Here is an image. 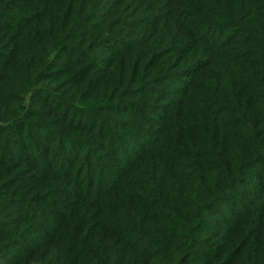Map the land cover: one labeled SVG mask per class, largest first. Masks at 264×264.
I'll list each match as a JSON object with an SVG mask.
<instances>
[{"label": "trees", "instance_id": "trees-1", "mask_svg": "<svg viewBox=\"0 0 264 264\" xmlns=\"http://www.w3.org/2000/svg\"><path fill=\"white\" fill-rule=\"evenodd\" d=\"M0 264H264V0H0Z\"/></svg>", "mask_w": 264, "mask_h": 264}, {"label": "rangeland", "instance_id": "rangeland-1", "mask_svg": "<svg viewBox=\"0 0 264 264\" xmlns=\"http://www.w3.org/2000/svg\"><path fill=\"white\" fill-rule=\"evenodd\" d=\"M227 80L230 81V82L232 81V80L230 79V77H229Z\"/></svg>", "mask_w": 264, "mask_h": 264}]
</instances>
